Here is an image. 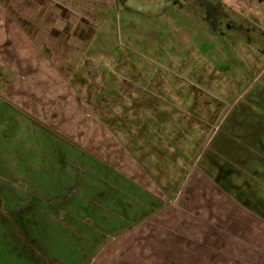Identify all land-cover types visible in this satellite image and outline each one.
<instances>
[{"label": "crops", "instance_id": "1", "mask_svg": "<svg viewBox=\"0 0 264 264\" xmlns=\"http://www.w3.org/2000/svg\"><path fill=\"white\" fill-rule=\"evenodd\" d=\"M87 1L99 14V1ZM155 1L160 22L170 27V39L180 48L166 62L185 55V67L195 68L193 81L212 74L222 82L217 76L230 68L244 75L242 68L264 67V0H209L207 11L192 4L196 15L184 13L179 0ZM70 2L0 0V264H34L32 245L42 249L40 257L48 264H54L50 258L55 264H111L113 259L116 264H264V143L256 141L260 131L252 130L213 138L209 129L222 117L209 105L222 104L209 94L199 92L204 96L195 100L209 112H155L163 130L148 128L138 140L139 147L154 151L163 144L183 145L185 171L168 190L161 189L166 175L147 170L161 166V156L156 160L152 153L147 158L154 162H143L121 139L122 132L107 125L138 167L133 176L117 168L122 163L100 158L51 127L65 117L58 107L65 101V80L43 43L66 40V8L83 14L85 5ZM106 4L90 33L93 54L127 55L132 39L127 22L117 31L115 0ZM165 7L172 13L165 15ZM198 84L206 88L203 81ZM178 97H170L169 104L186 109L189 97ZM51 103L55 107L49 109ZM187 115L205 120L191 127ZM170 162L177 166V157ZM148 180L156 187L145 186Z\"/></svg>", "mask_w": 264, "mask_h": 264}, {"label": "rangeland", "instance_id": "2", "mask_svg": "<svg viewBox=\"0 0 264 264\" xmlns=\"http://www.w3.org/2000/svg\"><path fill=\"white\" fill-rule=\"evenodd\" d=\"M63 1L72 5L70 0ZM97 1L99 3L102 1L100 4L97 3L98 6H101L96 11L99 13L97 15H94V10L89 8L87 0H82V4H85L83 5V14L77 7H75L76 9L73 7L66 8V40L58 43L57 40L54 41L49 38L45 40L47 44L43 43V51L48 54L51 62L58 66L53 68L60 75V80L63 78L65 80V87L63 88L65 101L62 103L60 100V105H58L64 109L65 117L63 116L61 121H55L59 125L57 127L51 126L54 130H61L66 135L73 136L81 147L94 151L102 159H110L115 161V164L122 163L123 166L116 165L117 168L124 171L126 175L133 176L134 173L137 174L138 167L130 160L131 158L121 144H118L119 142L109 131L107 125L118 134L122 132L123 136L119 134L121 139L125 141L129 149L131 147L137 153L139 152L141 155L139 157L143 162H154L153 158H147L152 153L155 154L156 160L161 156L162 161L159 162L161 166H153V169L147 168V170L155 174L162 172L163 175H166L164 179L167 183H164L165 181L162 179V190H168L177 181L180 182L186 165L181 159V151L183 150L181 144H178L177 147L163 144L156 151L147 145L139 147L138 140L145 138L144 133L148 128L159 127L163 130L164 126L161 125L162 121L159 120V116L157 119L153 118L155 112L169 113L170 110L186 112L188 109L199 113V115L206 110V112H219V117L222 118H219L218 123L213 121L209 129L213 138H218V140L221 137L224 138L225 131L228 133L233 130L238 134H244L252 130L260 131L256 141L264 143V67H252L249 70L242 68L240 70L244 75L236 73V68L233 70L230 68L223 73L221 72L220 77L217 76L222 78V82L218 81L216 76L212 74L209 75V79L204 74L202 75L203 78L199 79L200 81H193L190 74L195 68L185 67L188 62L185 55L178 53L179 58L178 60L175 59V63L166 62L170 61V55L176 57L175 50H180V48L176 44L178 41L170 39V27L160 22L159 15L161 13L154 7L156 3H159L155 0L151 2L149 0H115V11L118 15L117 31L120 32L122 21H126L131 33V41H128V46L125 45V52L128 56L113 57L104 53L103 55H95L89 43L90 33L93 28L96 29L95 25L101 17V9L105 10L109 6L106 4L107 0ZM208 2L209 0H179L184 13L188 12L191 15H196L195 10L198 11L197 8H193L192 4H199L207 11L206 4ZM164 9L165 15L171 14L170 11H173L172 8L169 9L168 7ZM199 9L202 11L201 7ZM74 14H76L75 17ZM173 15L178 21L179 17L177 18L175 13ZM81 18H85L88 22L86 24L80 23ZM53 24L51 22V28H54ZM57 26L56 24L55 28ZM60 28H62V24ZM79 33L82 36L80 41L77 38ZM176 62L179 63L178 67ZM137 63H145L147 66L141 67ZM195 72L198 71L195 70ZM201 81L206 88H202L198 84ZM179 90L182 92L178 93ZM52 92L54 91L51 90V95ZM199 92L209 94L213 101L220 102L222 106L211 101L209 111L205 107L200 108V104L195 100L204 95L201 96ZM180 96L189 97L186 109H175L178 107L177 105L169 104L170 100L168 99L170 97L175 101ZM51 107H55V104L51 103L49 109ZM52 113V110L49 111L50 115ZM35 114L40 116L39 113ZM186 117L189 119L188 122L191 127L192 125L198 127V124L205 120H201V116L197 117L196 115H187ZM43 119L52 122L50 118ZM39 121L44 123L42 120ZM171 121L173 122V120ZM35 122L36 120H33L30 123L36 125L37 122ZM207 123L209 124L208 121ZM62 124L65 126V130H63ZM177 127L182 128L181 124ZM137 129L141 133L135 136L134 131ZM181 130L183 133L187 132L183 128ZM125 131H127L126 134ZM131 137L133 142H129ZM210 141L213 140L210 139ZM136 143L138 147H136ZM175 157H177V166L170 162L171 158L175 160ZM155 170L159 172L157 173ZM175 176L177 177L175 178ZM149 183L150 180L145 186L151 185L154 188L155 185ZM18 187L23 190L24 186L19 184ZM10 221V219L7 220L6 224L8 230L11 228V225L8 224ZM20 235L21 233H18V236ZM22 240L27 242V239ZM32 246L28 249L29 251L32 249L34 264H48L49 262L47 263L40 257L45 256L42 249L39 246ZM50 259L54 264L56 263V258ZM111 262V264H116L114 259ZM95 264L98 263L95 262Z\"/></svg>", "mask_w": 264, "mask_h": 264}]
</instances>
